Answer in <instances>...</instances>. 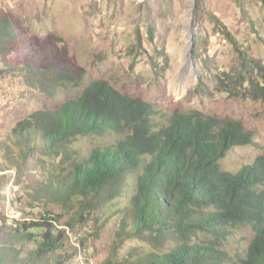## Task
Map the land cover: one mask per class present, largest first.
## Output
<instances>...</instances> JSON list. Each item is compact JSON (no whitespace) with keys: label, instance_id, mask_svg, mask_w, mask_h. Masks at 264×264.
Returning a JSON list of instances; mask_svg holds the SVG:
<instances>
[{"label":"rangeland","instance_id":"obj_1","mask_svg":"<svg viewBox=\"0 0 264 264\" xmlns=\"http://www.w3.org/2000/svg\"><path fill=\"white\" fill-rule=\"evenodd\" d=\"M0 17L23 27L30 40L50 37L52 48L64 49L83 73L78 83H65L49 95L27 87L14 71L4 74L0 66V256L5 264H129L125 261L132 262L134 250L150 251L135 240L119 242L113 207L95 210L77 224L78 212L88 215L77 200L50 199L44 206L30 197L58 159L33 151L22 160L12 131L34 112L76 99L94 82L168 114L198 112L238 122L251 143L230 149L221 162L225 171L236 173L264 155V101L252 99L240 77L242 54L264 66V0H0ZM89 146L76 142L73 149L83 153ZM45 210L57 216V229L70 224L73 235L65 236L55 253L30 256L34 241L21 239L23 231L15 237L12 230L46 219ZM254 236L249 226L235 227L222 249L234 262Z\"/></svg>","mask_w":264,"mask_h":264},{"label":"trees","instance_id":"obj_2","mask_svg":"<svg viewBox=\"0 0 264 264\" xmlns=\"http://www.w3.org/2000/svg\"><path fill=\"white\" fill-rule=\"evenodd\" d=\"M240 61L250 97L264 101V66L245 54ZM0 66L4 74L14 71L27 87L49 95L83 76L64 49L52 48L50 37L30 40L8 17H0ZM12 132L22 160L33 151L58 159L31 199L44 206L50 199L77 200L88 212L76 214L77 224L95 210L115 208L119 242L130 239L150 248L134 250L132 262L125 263L264 264V155L236 173L221 164L230 149L251 143L238 122L198 112L168 114L94 82L58 109L34 112ZM84 141L90 142L87 152L73 149ZM3 145L0 141V151ZM44 215L12 230L34 241L30 256L55 253L63 238L73 235L70 224L57 229V216L48 210ZM244 225L255 236L233 262L222 243ZM0 264H5L2 256Z\"/></svg>","mask_w":264,"mask_h":264},{"label":"bare ground","instance_id":"obj_3","mask_svg":"<svg viewBox=\"0 0 264 264\" xmlns=\"http://www.w3.org/2000/svg\"><path fill=\"white\" fill-rule=\"evenodd\" d=\"M185 66V65H184Z\"/></svg>","mask_w":264,"mask_h":264}]
</instances>
